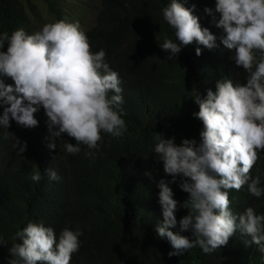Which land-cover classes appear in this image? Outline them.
I'll return each instance as SVG.
<instances>
[{"label":"trees","instance_id":"16d2710c","mask_svg":"<svg viewBox=\"0 0 264 264\" xmlns=\"http://www.w3.org/2000/svg\"><path fill=\"white\" fill-rule=\"evenodd\" d=\"M33 1L0 0V32L40 31L44 23L32 15L37 9ZM37 1L47 5L53 22L63 20L58 0ZM76 2L81 15H85L74 19L88 37L92 52L103 49L106 62L119 74L121 118L127 131L118 138L101 132L99 149L88 156L84 145L78 154L67 153L63 142L55 149L48 147L47 116L42 106L34 114L39 122L34 128H25L14 120H10L8 129L0 126V237L5 242L0 244V264H10L13 237L29 222L51 227L57 238L65 228L82 233L79 250L72 254L70 264H264V255L250 244V237L241 236L239 231L226 246L208 254L196 246L172 257L168 255L173 251L170 243L155 232L157 223L163 221L157 184L161 179H173L153 152L155 133L165 139L175 137L177 145L183 139L199 142L203 125L192 115L199 111L193 102L196 91L202 97L208 89L215 92L221 79L246 83L247 73L235 66L232 52L222 44L225 33L216 26L219 13L215 12V0H178L199 18L202 28L216 37V46L208 49L194 41L182 45L171 60L159 47L164 35L179 43L163 19L162 9L171 0ZM206 8L212 13H206ZM87 15L94 18L89 28ZM197 47L201 48L199 56ZM2 50H7V44ZM0 79L15 87L10 77L0 75ZM16 138L20 146L27 144L23 153L19 146L13 147ZM59 139L75 143L66 134ZM258 156L250 174L259 175L264 186V151ZM45 169L54 170L59 179H49ZM35 174L41 176L39 182L32 180ZM175 179L169 186L173 198L182 204L189 194L179 187L184 178ZM228 191L234 214L252 207L256 214L264 215V195H251L247 185L239 191ZM187 214L188 210L178 205L177 226L170 230L193 239L190 231L181 232L179 227L180 219Z\"/></svg>","mask_w":264,"mask_h":264},{"label":"clouds","instance_id":"9594fccd","mask_svg":"<svg viewBox=\"0 0 264 264\" xmlns=\"http://www.w3.org/2000/svg\"><path fill=\"white\" fill-rule=\"evenodd\" d=\"M205 12L211 14L212 9ZM215 12L219 13L216 26L225 33L222 44L232 52L235 66L247 73L246 83L221 79L215 92L208 89L202 97L196 91L193 102L199 111L192 115L203 125L199 142L183 139L177 145L175 137L165 139L155 133L153 152L164 172L173 177L157 184L163 221L157 223L155 232L170 243L173 251L169 257L196 246L208 254L226 246L237 231L250 237V244L264 255V215L256 214L252 207L234 214L228 191L247 185L251 195H264L261 177L250 174L258 153L264 151V0H215ZM162 13L179 41L164 35L159 47L169 53L168 60L180 53L182 45L194 41L208 49L216 46V37L178 0H171ZM73 21L76 23L45 24L34 34L23 29L11 35L0 32V75L15 84L13 88L0 79V126L8 129L14 120L34 128L39 123L34 114L42 106L50 149L63 142L67 153L78 154L84 145L89 150L85 154L93 156L92 150H98L102 141L101 132L118 138L127 131L121 118V81L106 62L105 51L93 53L88 37L78 21ZM5 44L7 50L3 51ZM196 55H201L200 47ZM110 92L114 94L109 96ZM62 134L75 143L59 139ZM20 145L16 138L13 147L19 146L23 153L27 144ZM45 173L51 180L59 179L54 170L45 169ZM177 176L184 178L179 187L189 194L182 204L173 198L169 186ZM40 179L39 174L32 176L33 181ZM178 205L188 210L179 221L180 231H190L193 239L170 230L177 226ZM80 235L78 230L65 228L57 238L51 227L29 222L13 237L10 264H70L72 254L79 250ZM0 244H5L3 237Z\"/></svg>","mask_w":264,"mask_h":264},{"label":"rangeland","instance_id":"374dc122","mask_svg":"<svg viewBox=\"0 0 264 264\" xmlns=\"http://www.w3.org/2000/svg\"><path fill=\"white\" fill-rule=\"evenodd\" d=\"M33 3H34V7L37 6L35 14H32L33 16H37L41 18L44 25L53 22L52 20L53 18L49 14L48 7L44 2L34 0ZM57 3L59 7L63 9V14L61 15L62 19L68 23H76L73 21L74 18H78L79 15H81V13L79 12V8H78L76 0H69V1L68 0H58ZM84 15H81V16H84ZM85 18L86 20H88V22L90 20L89 26L87 28L91 27L94 21V18L92 16L90 17L89 15H87Z\"/></svg>","mask_w":264,"mask_h":264}]
</instances>
